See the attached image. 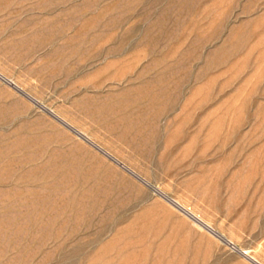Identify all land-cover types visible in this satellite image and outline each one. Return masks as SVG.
<instances>
[{
  "label": "rangeland",
  "instance_id": "rangeland-1",
  "mask_svg": "<svg viewBox=\"0 0 264 264\" xmlns=\"http://www.w3.org/2000/svg\"><path fill=\"white\" fill-rule=\"evenodd\" d=\"M0 73V264H264V0H0Z\"/></svg>",
  "mask_w": 264,
  "mask_h": 264
},
{
  "label": "bare ground",
  "instance_id": "bare-ground-1",
  "mask_svg": "<svg viewBox=\"0 0 264 264\" xmlns=\"http://www.w3.org/2000/svg\"><path fill=\"white\" fill-rule=\"evenodd\" d=\"M0 79L6 81L7 83H9L10 85L14 86L16 89H18L19 91L23 92V90L11 79L7 78L6 76H4L3 74L0 73ZM26 95V94H25ZM54 116L66 127H68L69 129H71L72 131H74L77 135H79L80 137H82L83 139H85L87 142H89L91 145H93L94 147H96L97 149H99L100 151H102L108 158H110L111 160H113L114 162H116L117 164H119L121 167H123L124 169H126L127 171H129L133 176H135L136 178L142 180L136 173H134L133 171L129 170L128 167H126L125 165H123L115 156H113L112 154L108 153L107 151H105L103 148H101L99 145H97L95 142H93L91 140L90 137H88L85 133L81 132L80 130L74 128L70 123H68L66 120H64L63 118H61L60 116L54 114ZM147 184V183H146ZM152 187V186H151ZM153 190H156L159 194H161L167 202H169L172 206H174L176 209H178L179 211H181L182 213H184L187 217H189L192 221H194V223H196L199 227L206 229L207 231H209L210 233H212L214 236H216L217 238L221 239L222 241H224L227 244H233L232 241L230 239H228L227 237H225L224 235L218 233L217 231H215L213 229V227H211L207 222H205L204 220H202L199 216H197L195 213H193L192 211H190L189 209H187L185 206H183L180 202H178L177 200L166 196L163 191H161L159 188L157 187H152ZM244 255L253 263L255 264H262L259 260H257L254 256L248 254V253H244Z\"/></svg>",
  "mask_w": 264,
  "mask_h": 264
}]
</instances>
